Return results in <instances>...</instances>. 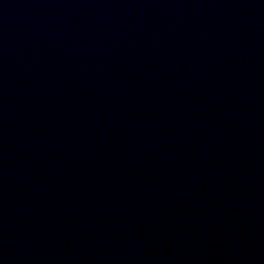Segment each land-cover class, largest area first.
Segmentation results:
<instances>
[{
	"label": "water",
	"instance_id": "water-1",
	"mask_svg": "<svg viewBox=\"0 0 264 264\" xmlns=\"http://www.w3.org/2000/svg\"><path fill=\"white\" fill-rule=\"evenodd\" d=\"M0 264H264V0H0Z\"/></svg>",
	"mask_w": 264,
	"mask_h": 264
}]
</instances>
